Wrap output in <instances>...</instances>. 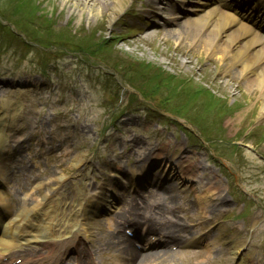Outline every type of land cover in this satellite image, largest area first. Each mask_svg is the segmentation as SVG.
Here are the masks:
<instances>
[{
  "label": "rangeland",
  "instance_id": "1",
  "mask_svg": "<svg viewBox=\"0 0 264 264\" xmlns=\"http://www.w3.org/2000/svg\"><path fill=\"white\" fill-rule=\"evenodd\" d=\"M53 3H55V8L57 11H63L65 13H59L56 12L57 15L60 14L59 17V22L57 23L58 26L62 27V23L64 21H68V24L70 25V27L76 29L78 26L84 24V26H95L97 23L98 25L102 26V22L104 21L106 23V27L108 29V31L110 32L111 27L109 26V19L107 16L108 11H103L99 17H96V20H94V18H86V15L84 14L80 20H77V16L75 14H72L71 12L73 11L74 5H76V7L78 6V4L75 3V0H51ZM70 2L72 3L70 5V7L67 8H63L64 3L65 2ZM61 2V3H60ZM125 3V0H123V4ZM96 6L98 7V4L95 2ZM126 4H127V0H126ZM71 8V9H70ZM69 10V11H68ZM72 10V11H71ZM83 13H87V12H83ZM96 12H94L95 14ZM93 14V15H94ZM108 22H107V20ZM136 16H133L130 18V20H126L125 22H123V24L120 25H116L114 27V31L119 32V30L121 31H126L128 32L132 37H126V36H122V38H119L118 41H116L120 51H122L123 53H125L127 56L134 58L136 60H140V61H153L156 63H159L163 68V72L167 75H169L168 73H172V76H176L175 74H180L185 76L184 78L188 77L189 80H193L191 81L192 85H198V86H202L205 87L206 90H209L210 92H213L215 95H222V93H224L226 95V98L228 100V103L232 106L235 104V107L238 108V110H236V113L230 118H228L226 120V124L228 127V131L230 133V135H234L235 133H239L241 130H245V135L246 133L248 134L253 127H255V125H259L256 130L253 131V133L257 136V141L261 140L262 143L264 142V138H262V136L264 135V122H259V121H254L253 120V115L255 113H259L258 110V106H259V97L257 95V93L255 92H250L249 87L245 86V87H237V85L232 82H230L228 80L227 82V86L224 85V83L221 81V78L217 76V74L215 72H208V74H206V71H202V69H199L198 66L195 65V60L193 58H191L190 55L187 54H182L179 55L178 52L180 51V45L177 43V40H169L167 39L168 37H172V36H165L164 31H160L157 29H154V27H150V30L147 31L148 33L144 36V37H139V36H133L132 32H130L131 30H133V28L137 27L140 24H143V21H141L139 24L135 21ZM41 21V19H38ZM73 20V22H72ZM142 20V19H141ZM112 24V23H111ZM157 24L160 26H162V24L160 23V21H157ZM124 28L126 30H124ZM173 29V28H172ZM113 30V29H112ZM108 31H106L105 34H108ZM156 31H160L161 33H158ZM101 32L103 33V28H101ZM173 34H177V30L175 32H172ZM123 35H127L126 33ZM152 35V36H150ZM176 38V36H175ZM166 39L168 40V42L166 41ZM183 42L185 43L186 40H183ZM179 43H181V36H180V41ZM183 47V45H181ZM169 48V51H168ZM27 55V54H26ZM28 60H36V56L35 55H28L27 56ZM38 59H41V56H38ZM68 59H73V56H68L66 58H63L62 61H67ZM26 59V61H28ZM29 62V61H28ZM70 65V64H69ZM68 65V66H69ZM193 66V67H192ZM8 67H10V69L16 67V64H14L13 62L8 64ZM30 69H32L30 67ZM174 71V72H173ZM233 70H231L232 72ZM168 72V73H167ZM177 72V73H175ZM73 77L75 80H78L79 82H84L88 85L85 93L78 98L80 103H81V109L79 110L78 113H83V112H88L89 108L88 105L91 103V101L94 99V93H93V86L95 85V78L89 77L81 72H74ZM177 80L176 83H178V87L181 85L179 84L180 81L182 80H178V76L175 79ZM45 85L46 88L51 89L52 85H50V83L48 81H45ZM174 82H171L170 84H168V86H173ZM183 87V86H182ZM195 90H197V87L194 88ZM45 90V89H44ZM43 90V91H44ZM2 91V90H0ZM58 94V93H56ZM4 96H7V93L4 92ZM223 96V95H222ZM202 101H200L201 103ZM49 105V104H48ZM246 108H248V115H238L239 112L246 110ZM76 113H72L71 116H76ZM226 115H223V117H225ZM84 119L86 120V117H84ZM238 120V121H236ZM255 123V124H254ZM254 124V125H253ZM143 132H145L144 130L141 131H133L132 134L136 135V136H140L143 134ZM211 136H214L217 134V129L215 126H211L210 127V133ZM68 136V134H67ZM170 136V135H169ZM169 136H166L165 138L162 139V141L164 142H168L170 144H174L173 141L168 138ZM141 137V136H140ZM76 136L72 137V141H75L73 146L79 150H81L83 153L87 152L89 149L91 150L92 145L88 142V140H76ZM148 139H152L151 136H149ZM248 138L246 137L245 139L237 137L236 140H238L239 142V146H240V158H242V155L244 158L249 159V160H254L255 159V163H259L260 165H262V163H260V160H258L257 158H259V156H264V143L261 144L258 147H254V141H253V145L251 143L250 140H247ZM67 140H71L70 138H67ZM243 140V141H242ZM250 141V142H248ZM245 142V143H244ZM246 144H248L247 146H249L251 149L249 151H246L242 146H245ZM179 146V144H177ZM179 148H181L179 146ZM185 148H187L188 150L194 151L195 147L190 146V145H185ZM82 149H86L85 151H83ZM93 149H95V147H93ZM253 149V150H252ZM254 151V152H252ZM120 168H123V166H120ZM262 171V173H264V166L260 169V172ZM258 173V171L256 170V168H251V169H247L246 170V174H245V179H242V181L244 182L243 186H245V189L247 191H249V193L251 195H254L257 200H254L251 196L246 195V197L243 196V201H239V199H242L240 195H238L235 199H233V203L232 208L236 210V212L239 210L240 204H241V209L244 212L245 209V205H244V201L245 199H249V200H254V204L253 206H251V208L249 209V212L246 214H249L251 211L253 212L254 210H261L264 209L263 207L259 209V207H261L260 205V198H264V174L262 175V179H258V177L256 176ZM222 183H220L221 185ZM248 184L250 185V187L248 186ZM247 185V187H246ZM224 191L226 192V188L224 189ZM236 194H241L240 191L237 189V187L235 186H229L228 191H227V195H229V197H232ZM210 206H212V203L210 204ZM262 212V211H261ZM264 212V210H263ZM255 214H259V213H255ZM228 215H225L224 217H221V219L226 218ZM247 223V221H246ZM261 227H263V229L260 230V232L255 233L253 232V234L251 235V238H253L256 235H259L260 238V242H262L264 240V222L262 225H260ZM204 253L199 254L198 257L192 258L190 260H186L184 259L181 263H179L178 259H169L168 262L169 263H159V264H191L193 263L195 260H202L204 259ZM229 257H225L222 258V261L220 264H229L231 258L227 259ZM159 261H164V260H157L154 262H159ZM256 261L259 262L260 264H264V242L259 246L258 248V252H257V258ZM203 264V263H201ZM205 264V263H204Z\"/></svg>",
  "mask_w": 264,
  "mask_h": 264
},
{
  "label": "bare ground",
  "instance_id": "2",
  "mask_svg": "<svg viewBox=\"0 0 264 264\" xmlns=\"http://www.w3.org/2000/svg\"><path fill=\"white\" fill-rule=\"evenodd\" d=\"M112 1L114 5L110 13V19L120 12V7L122 6V0ZM203 1L207 3V0ZM83 9L90 14L95 11L92 5L88 4H85ZM180 23L183 29L191 30L192 40L194 39L198 42L199 48L203 52L205 51V55L208 52L210 57L214 56V59H217L220 63L224 62L226 57L229 56L230 64H228V68H232L233 70L236 68L235 66L240 65L239 75L244 78L248 76L249 87H253V89L259 91L260 96L264 99V38L254 34L246 25L237 24L236 19L231 14L217 9H211L197 19L188 16L186 20L183 19L178 24ZM261 111L264 119V104L261 106ZM248 112V108H246V110L239 112L238 115H246ZM178 168L182 170L180 165ZM176 169L171 168L170 173H174ZM216 190L218 193L217 198L220 199V190L217 187ZM212 192L214 191L207 190L200 192V207L205 208L212 201L214 195H217L216 192L210 194ZM89 203L94 205L100 204L99 201L92 199ZM50 204L54 206L51 215L46 212L40 213L42 217L39 220V225L47 227L42 228L44 237L56 234L60 227L52 229V231H49L48 228H52L53 225L58 226L59 221L66 216V213L60 208L65 205L64 202L51 201ZM173 239L177 240L176 237Z\"/></svg>",
  "mask_w": 264,
  "mask_h": 264
}]
</instances>
